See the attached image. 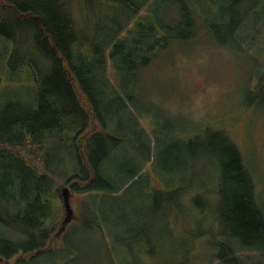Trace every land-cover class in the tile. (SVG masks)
Listing matches in <instances>:
<instances>
[{
  "label": "trees",
  "instance_id": "1",
  "mask_svg": "<svg viewBox=\"0 0 264 264\" xmlns=\"http://www.w3.org/2000/svg\"><path fill=\"white\" fill-rule=\"evenodd\" d=\"M77 1L0 0V75L7 78L0 84V264L2 260L6 264H40L43 257L48 264H117L114 244L105 245L96 240L89 243L80 236L74 241V237L69 238V230L81 225L102 231L90 218H85L84 213L89 210L98 219H103L105 212V225L118 228L114 233L117 236L135 232L133 227L124 229L131 223L132 216L123 206L134 204L139 198L146 202L158 194L156 188L149 187V192L139 197L123 196L137 182L134 177L138 180L141 177L138 176L140 164L128 176L130 179L121 183L107 176L106 172L111 174L109 170L103 175V162L107 164L116 157L114 153L122 142L133 144L139 163L141 154L149 162L151 152L157 149L158 156L159 147L166 145L165 154L161 152V155L169 159V163L156 170L164 174L163 180L166 176L170 179L171 185L164 184L167 192L178 196L192 185L191 180L177 181L179 176L190 171L187 168H193L197 159L204 158L202 161L209 165V170L203 172L215 177L210 193L215 190L219 198L216 215L222 233L246 246L264 247V207L256 198L255 178L240 142L239 125L220 126L219 131L201 129L191 137L172 135L165 137L166 140L163 138L164 145L153 146L146 143L149 131L138 119L134 122L136 128L128 130L130 132H118L109 128L106 116L99 109V99L104 95L102 82H113L111 61L121 58L136 71L139 65L148 66L152 57L170 42L178 41L173 39L194 38L198 21L186 10L191 6L196 11V4L186 0L183 8L186 18L171 21L176 20L173 18L165 26V19L143 15L141 6L149 5L150 0H143V5H135L133 0H99L109 6L107 19L112 20L116 30L117 39L112 51L107 52L106 46L104 49L94 41L91 28L78 23L74 11ZM119 15L124 17V24ZM262 17L259 16L257 22L252 21L243 35L245 21L231 22V36H217V41L224 46L235 43L240 53L264 58ZM12 18L16 27L10 30ZM133 23L143 29L139 32L131 28V36L135 34L132 44L128 35L127 38L121 36L127 33L125 25L131 27ZM183 24L188 26L187 35H180ZM220 24L211 23V28H218ZM159 32L170 41L163 38H157V43L153 41L156 51L149 57L145 52V39ZM11 39L17 43L14 52ZM29 40L33 41L34 48L25 55L23 47ZM257 43L261 47L254 45ZM119 49L121 52H117ZM18 53L20 56L15 59ZM87 63L92 66L88 67ZM22 71L27 72L28 84H25L27 80L16 82V75ZM8 84L12 85L13 96H17L14 99L2 92ZM19 84L21 89L17 87ZM27 86L32 87L28 90ZM257 87L256 98L263 100L264 74L259 76ZM98 122H101L99 129ZM197 142L204 144L200 153H196ZM65 184L83 195L82 217L77 223L71 221L57 237L55 231L59 229L57 223L63 213L59 196ZM193 185L201 190L190 192V202L204 207L208 187L203 182ZM107 208H110V216ZM136 214L135 210V218ZM134 225H138L137 220ZM130 245L127 248L131 251L134 248H129ZM148 252L153 253V249ZM233 253L232 247L225 243L220 245L218 257L223 264H241ZM123 257L127 259L124 264L129 261L134 264L133 260L137 259L136 255Z\"/></svg>",
  "mask_w": 264,
  "mask_h": 264
},
{
  "label": "rangeland",
  "instance_id": "2",
  "mask_svg": "<svg viewBox=\"0 0 264 264\" xmlns=\"http://www.w3.org/2000/svg\"><path fill=\"white\" fill-rule=\"evenodd\" d=\"M133 1L135 5L145 4L143 0ZM185 1L150 0L149 5L141 7L144 9L143 15H147V18H163L166 26L173 18L176 20L171 21L184 19ZM192 1L196 4L197 10L193 11L190 6L186 11L198 21L196 36L173 39L178 41L170 42L165 49L152 57L148 66L139 65L136 71L121 58L111 61L110 72L113 75V82L101 84L104 95L100 97L98 103L100 112L104 117L106 116L109 128L118 132L121 130L127 132L136 128L134 122L138 119L149 131L148 140L145 139L146 143L150 145L152 143L153 146L164 145L165 137L169 138L172 135L184 134L191 137L201 129L203 132L219 131L220 126L233 128L239 125L240 142L255 178L256 198L264 207V99L256 98L259 92L257 87L259 76L264 74V58L253 55L255 59L250 54L240 53V49L233 45L235 43L224 46L217 41V36L229 38L230 24L238 20L245 21L243 35L252 21L257 22L259 16H264V0ZM74 9L78 23L91 28L92 38H95L97 45H103L104 49L106 46V51L111 52L117 37L112 20L107 19L109 6L99 0H78ZM119 17L124 24V17L120 15ZM211 23L222 24L218 28H211ZM10 25V30L16 27L14 18L10 20ZM131 28L141 32L143 26L136 23L131 27L125 25L128 34L125 33L121 37L128 35L129 42L132 43L135 34L131 36ZM188 32V26L183 24L180 35H187ZM261 36L264 39V35ZM157 38L170 41L162 32L154 33L151 38L147 37L145 52L149 57L155 54L156 50L153 47L158 41ZM32 43L33 41L29 40L23 47L25 55L30 54ZM16 44L12 39L10 40L13 52ZM254 45L261 47L258 43ZM117 52H121V49ZM19 56L18 53L15 59ZM87 66L92 65L87 63ZM26 73L22 71L17 74L16 82L27 80L25 84H28L29 77ZM5 80H7L6 76L0 75L1 85ZM17 87L22 88L21 84ZM2 92L4 95H10V98L17 97L13 96L10 84ZM27 93L33 94L30 91ZM100 127L101 122H98L97 129ZM197 144L196 153H200L204 144L203 142ZM165 146L159 147L158 156L157 149L153 150L149 162H146L141 154L139 163L135 158L136 149L133 144L122 142L118 152L114 153L116 157L109 159L107 164L105 161L102 164L103 175L105 176V170H109L111 174L106 172L107 176L113 177L116 183H121L126 178L130 179L128 176L140 164L138 176L142 178L138 180L137 176L134 177L137 182L123 196L139 197L145 192L148 193L149 187L151 190L156 188L158 194L146 202L139 198L134 200V204L123 206L132 216L131 223H127L124 229L133 227L135 232L117 236L114 233L118 228L105 225L107 224L105 212L104 218L98 219L93 216V211L86 210L85 218H90L94 222L93 225L102 228L103 232L79 225L69 230V238L74 237V241H77L75 237L80 236L89 243L90 240H96L105 245L114 244L116 248L113 256L116 260L113 259L117 264L125 263L127 259L123 255L132 258L136 255L134 264H223L218 253L220 245L225 243L232 247L234 257L241 264H264V247H249L238 239L222 233L223 228L218 224L216 215L219 198L215 195V190H211L210 193V189L216 183L215 177H209L203 172L204 169L209 170V165L202 161L204 158L197 159L193 168H187L190 171H185L179 176L177 180L179 182L192 181L190 183L192 185L184 189L185 192L179 196L167 192L164 184L167 186L172 183L167 176L166 180H163L164 174L156 170L161 165L169 163V159H163L161 155V152L165 154L167 149ZM195 182H203L208 187L205 208L201 204L195 205L194 201L190 202V192L198 193L201 190L198 185H193ZM126 188L127 186L123 189ZM71 191V203L75 215L72 221L77 223L76 220L82 217L80 208L83 207L84 198L72 188ZM60 200L62 202L61 198ZM61 204L63 207V203ZM105 204L109 207L108 202ZM108 210L110 211V208H107L106 213L110 216ZM135 210L137 219L133 216ZM63 217L64 207L57 228L60 227ZM136 220L138 225H134ZM120 227L122 228L121 225ZM141 230L144 232L141 233ZM128 244H131L129 248L134 249L130 251L127 248ZM150 249H153V253L148 252ZM45 259L43 257V260H39L40 264H48ZM1 264H6V261L2 260Z\"/></svg>",
  "mask_w": 264,
  "mask_h": 264
},
{
  "label": "water",
  "instance_id": "3",
  "mask_svg": "<svg viewBox=\"0 0 264 264\" xmlns=\"http://www.w3.org/2000/svg\"><path fill=\"white\" fill-rule=\"evenodd\" d=\"M71 188L70 186H62L60 190V196L62 199L63 207H64V217L60 223V227L57 231V235L61 236L62 233L66 230L69 223L75 217L74 215V208L71 203ZM9 264V263H7Z\"/></svg>",
  "mask_w": 264,
  "mask_h": 264
}]
</instances>
